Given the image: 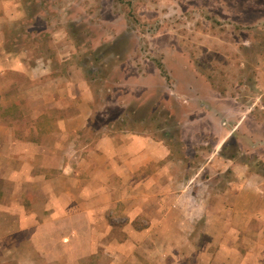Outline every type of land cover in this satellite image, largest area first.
<instances>
[{
	"label": "crops",
	"instance_id": "crops-1",
	"mask_svg": "<svg viewBox=\"0 0 264 264\" xmlns=\"http://www.w3.org/2000/svg\"><path fill=\"white\" fill-rule=\"evenodd\" d=\"M44 73L30 87L33 106L51 110L26 131L0 126V260L84 264L103 253V264H264L263 175L221 154L229 139L242 154L264 153L252 107L203 82L197 112L179 119L181 156L162 137L114 126L120 114L90 136L81 68L46 60L32 69Z\"/></svg>",
	"mask_w": 264,
	"mask_h": 264
},
{
	"label": "rangeland",
	"instance_id": "rangeland-1",
	"mask_svg": "<svg viewBox=\"0 0 264 264\" xmlns=\"http://www.w3.org/2000/svg\"><path fill=\"white\" fill-rule=\"evenodd\" d=\"M46 60L64 72L81 68L93 96V137L107 119L151 100L145 122H133L132 114L125 122L180 153L179 119L195 113L203 82L264 120V91L257 88V72H264V0H0V126L26 131L35 113L51 110L33 106L30 89L45 77H33L32 69ZM238 151L235 161L247 159L264 187V153ZM105 257L89 256L84 264H103Z\"/></svg>",
	"mask_w": 264,
	"mask_h": 264
},
{
	"label": "trees",
	"instance_id": "trees-1",
	"mask_svg": "<svg viewBox=\"0 0 264 264\" xmlns=\"http://www.w3.org/2000/svg\"><path fill=\"white\" fill-rule=\"evenodd\" d=\"M116 1H123V0H116ZM161 67V66H160ZM161 70H162V68H161ZM92 70H90V72H91ZM97 72V71H96ZM219 92H221V93H224V91H219ZM161 103V102H160ZM136 104V102L135 103H133L132 104V107H130V106H128L129 107V109H127V111H124L122 114H121V117H122V121H118L117 123H115V125L114 126H116V127H121V128H123V125H128L127 127H130L131 129H132V126L131 125H129L128 123V121L127 122H125V120H129V115L130 114H132V115H134L133 116V122H136V123H142V122H145L144 120H145V116L143 117V114L142 113H144V114H146L147 113V111H149V109H148V107L150 108V107H152L153 105H154V101H152V103H151V100H146V104H147V107L145 108H143V107H140V106H136L135 105ZM140 105V104H139ZM139 107V108H138ZM156 110H157V108H156ZM156 110H154L155 112H156ZM153 112V111H152ZM141 113V114H140ZM151 115V114H150ZM127 127H125V128H127ZM229 149V150H231V152L227 155V154H225L224 152H223V150H225V149ZM238 147H237V143H235V141H233L232 139H229L228 141H227V143L223 146V148H222V151H221V154H223L225 157H227L228 159H232V160H236V158H237V156H238ZM238 160V159H237ZM238 161H240L241 163L243 162V163H246V164H249L250 165V163H249V161L247 160V159H244V158H241V159H239ZM261 163V162H260ZM256 165H258V164H256ZM263 166H264V164H263ZM252 168V167H251ZM258 172V171H257ZM259 173V172H258ZM7 264H17L16 262H10V263H7Z\"/></svg>",
	"mask_w": 264,
	"mask_h": 264
}]
</instances>
